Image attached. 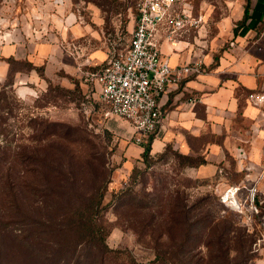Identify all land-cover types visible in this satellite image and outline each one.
Returning <instances> with one entry per match:
<instances>
[{
  "label": "rangeland",
  "instance_id": "1",
  "mask_svg": "<svg viewBox=\"0 0 264 264\" xmlns=\"http://www.w3.org/2000/svg\"><path fill=\"white\" fill-rule=\"evenodd\" d=\"M236 1L188 3L197 13L208 14L214 24L237 10ZM135 6L136 0H0V35L24 33L28 22L32 32L39 30L43 19L36 16H49L50 25L56 24L57 18L63 22L71 16L76 18L73 25L89 27L91 45L102 46L110 54L128 44ZM79 87L80 82L65 76L40 83L28 78L20 83L10 78L0 82V264H23V257L31 253L23 255L12 247L24 242L25 247H30L31 243L17 241V235L26 225L36 232L43 229L38 222L43 217L39 205L44 195L26 191L20 200L25 163L30 167L28 184L34 187L49 170L39 158H63L59 163L64 165L72 149L75 158L86 157L94 165L92 170H83V195L91 194L105 182L97 219L109 248L122 251L113 254L117 255L114 263L130 264L133 258L148 264H264V209L254 212L249 199L242 210L224 205L220 201L222 190L214 187L216 178L197 175V165H192L200 162V156L188 159L174 148L150 154L147 161L141 154H132L127 148L137 143L133 137L135 126L120 116L105 117L100 103L92 99L86 103ZM46 177L49 179L48 174ZM263 182L258 183L256 195L264 205ZM249 184L241 185L243 200L249 197ZM15 199L24 210L23 220L15 211ZM172 209L183 212L180 222L185 216L188 224H169L167 215ZM210 220L214 228L207 226ZM228 230L230 240H223L219 246L217 236ZM79 236L74 229L73 238L80 239ZM207 242H211L210 248L205 247ZM43 249H47L46 244ZM209 249L216 256L211 263L207 261ZM246 253L254 256L243 261ZM43 254L53 257L48 251ZM36 264L66 262L43 258Z\"/></svg>",
  "mask_w": 264,
  "mask_h": 264
},
{
  "label": "crops",
  "instance_id": "2",
  "mask_svg": "<svg viewBox=\"0 0 264 264\" xmlns=\"http://www.w3.org/2000/svg\"><path fill=\"white\" fill-rule=\"evenodd\" d=\"M236 4V11L213 24L208 14L192 13L189 3L184 2L186 11L201 16L203 22L179 31L174 40L167 39V26H161L158 33L160 49L172 66L201 59L205 71L172 84L161 97L163 125L152 141L151 153L172 146L185 155L204 158L206 163L196 166L195 171L200 176L215 177L217 190L250 186L260 173L264 174V104L255 105L249 98L264 89V0H251L250 16L243 25L239 22L246 0ZM41 16H36L43 24L35 32L28 22L24 33L0 35V82L11 73L9 59H13L14 63L32 65L29 69L16 68L14 81L28 78L40 83L45 80L37 69L41 67L50 79L75 76L85 96L100 103L98 87L85 74L101 69L116 51L109 54L108 49L91 45L89 27L73 25L76 18L69 16L63 22L57 18L56 24L50 25L49 16ZM130 39L122 49L128 47ZM127 149L140 155L144 147L134 143ZM247 165L253 169L248 170Z\"/></svg>",
  "mask_w": 264,
  "mask_h": 264
},
{
  "label": "built area",
  "instance_id": "3",
  "mask_svg": "<svg viewBox=\"0 0 264 264\" xmlns=\"http://www.w3.org/2000/svg\"><path fill=\"white\" fill-rule=\"evenodd\" d=\"M180 1L137 0L135 24L128 47L116 51L101 69L85 74L98 87L103 115L129 120L136 128L133 137L139 144L146 142L162 127L164 109L161 97L169 87L187 76L205 71L201 59L172 66L160 49L158 33L161 26H167V39L174 40L179 31L197 27L203 22L201 16L195 17L186 10H179L177 5ZM249 98L255 105H263L264 89L251 93ZM241 153L245 157L244 152ZM246 168L252 170L253 166L247 165ZM263 178V173L256 177L245 200L240 197L241 185H231L220 192L221 201L226 206L242 210L249 199L250 209L259 212L254 201L258 183Z\"/></svg>",
  "mask_w": 264,
  "mask_h": 264
},
{
  "label": "trees",
  "instance_id": "4",
  "mask_svg": "<svg viewBox=\"0 0 264 264\" xmlns=\"http://www.w3.org/2000/svg\"><path fill=\"white\" fill-rule=\"evenodd\" d=\"M180 2L181 4L178 9L186 10L184 8V2L188 3V0H181ZM250 8L251 0H246L244 16L243 19L239 22L240 25H243L250 16ZM189 10L192 13L194 12L193 7H191ZM236 30L237 29H235V31ZM9 61L12 65V70L8 78L12 79V81H14L13 71L16 68L29 69L32 66L30 63H24V65L18 64L16 62L14 63L13 59H9ZM99 67L93 68L98 69ZM37 69L39 70L40 75L45 78V80H51L50 78L44 76L43 69L41 67H38ZM66 76L69 79L71 78L75 82L79 83V80L72 77L71 75ZM79 91L83 92L81 87H79ZM84 98L87 100H85L86 103H90L91 97L85 96ZM156 133L157 132L152 133L146 142H142L140 144L144 147L141 156L145 161H147L151 156L150 154H152L151 144ZM168 148H172V146H168L166 149ZM70 153L71 154L66 158V162L64 165H60L59 163L61 160H63V158H61L60 161H57L55 159L46 160L39 158V161L41 160V164L43 163V166H47L49 170L48 173H45L43 176H41V181L38 182L34 187L28 184L29 181L27 180V178L29 176L26 174L29 171L30 167L26 165L28 164L27 162L25 163L24 169L26 170L23 174L25 177L23 176L20 178V180L22 181L19 184V193L21 196L20 200H23V192L26 191H31L34 194L37 193L44 195V198L41 200L43 203L42 205H39L40 207H42L43 217L40 219V222H38L43 229L41 232H36L32 229H29L28 225H26L23 229H21V235H17V241L18 239L22 242L26 241L27 243H31V246L25 247L24 242L20 245L17 244L16 246L12 247V250L21 252L23 253V255L27 252L33 254L25 255L23 257V264H36L37 260L43 258L45 259V261H52L54 259H57V261H62L63 263L66 262V264H118L114 263L117 260V255L113 254L122 251L109 248L105 241L103 227L100 223V220L97 219V215L101 212V203L104 196L103 188L105 186V182L102 183L96 190L94 189L91 194L83 195V191L80 189L86 182V177L83 176V170L90 168L92 170V167L94 165H92V162L89 161V159H87L86 157L78 159L77 157L75 158L76 152L73 149ZM180 154L185 158L193 159L191 155H185L183 153ZM203 163H206V160L201 157L199 163H192V165L198 166ZM47 174L49 179L46 177ZM13 196L14 198H16L15 195ZM254 202L257 205L259 212H262V210L264 209V205L263 203H260V197L258 196L257 198L256 195ZM15 205V211L19 214V218L21 220L25 219L24 210L21 209L20 203H18L16 199ZM234 210L237 211L238 209ZM182 213L183 212L179 211L178 209L170 210L167 215L169 217V224L173 225V223L176 222H179L183 225L188 224L185 216L184 221L180 222L182 220L180 219V214ZM212 220H210L207 224L209 228L215 227V225L211 226ZM38 223H34L33 225L36 224V226H38ZM74 229L80 232V239L73 238ZM190 229H192V225H190ZM230 231L231 230H228L225 233L222 232L217 236L216 239L219 246H221L223 240L224 242L230 240ZM43 233H46L47 236L45 237ZM43 244L47 245L46 250L43 249ZM210 246L211 242H207L205 244V247L207 248H210ZM218 248L221 249V247ZM46 251L51 252L53 254V257L43 254ZM69 251H73V253L71 254V256L67 257L66 255ZM253 256V253L251 255L249 253H246V255H243V261H247ZM217 257H220V255H218ZM157 258L162 257L157 254ZM214 258H216V256L213 255L212 249H209V256L207 258V261L211 263L212 259ZM204 261L205 258L202 257L201 263H203ZM226 261H230L229 255L226 256ZM130 264L148 263H140L131 258Z\"/></svg>",
  "mask_w": 264,
  "mask_h": 264
}]
</instances>
